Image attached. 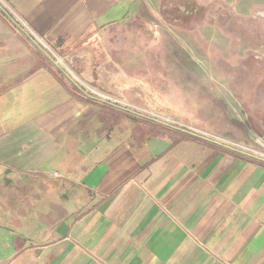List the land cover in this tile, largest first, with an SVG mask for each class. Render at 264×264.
Masks as SVG:
<instances>
[{"label": "crops", "instance_id": "0c3cea01", "mask_svg": "<svg viewBox=\"0 0 264 264\" xmlns=\"http://www.w3.org/2000/svg\"><path fill=\"white\" fill-rule=\"evenodd\" d=\"M141 2L0 6L115 101L93 41ZM118 110L83 98L0 10V264H264V162L148 119L119 132Z\"/></svg>", "mask_w": 264, "mask_h": 264}, {"label": "rangeland", "instance_id": "374dc122", "mask_svg": "<svg viewBox=\"0 0 264 264\" xmlns=\"http://www.w3.org/2000/svg\"><path fill=\"white\" fill-rule=\"evenodd\" d=\"M93 42L115 103L264 155V0H142ZM117 118L119 132L146 121Z\"/></svg>", "mask_w": 264, "mask_h": 264}, {"label": "water", "instance_id": "95a60500", "mask_svg": "<svg viewBox=\"0 0 264 264\" xmlns=\"http://www.w3.org/2000/svg\"><path fill=\"white\" fill-rule=\"evenodd\" d=\"M0 10L13 23H15V25L20 29V31H22L27 36V38L33 42L34 45H36L38 47V49L42 52V54L48 60H50V62L54 65V67L65 76V78L69 81V83L73 86V88L74 89H77L79 92H81L88 99H90V100L93 99V100H96V101H99V102L105 103V104L108 103V104L112 105L113 107H116V108H118L120 110L122 109L124 111H127L128 113H131V114H133L135 116L137 115V116L143 117L145 119H148L150 121L152 120V121H154L156 123H159V124H161V125H163L165 127L167 126L169 128H172V129L177 130V131H180V132L182 131V132H184V133H186V134H188V135H190L192 137L200 138L201 140H203L205 142L213 143L215 145H219V146H221V147H223L225 149L228 148L231 151L236 152V153H238L240 155L242 154V155H245V156H247L249 158L258 159V160H261V161L264 162V158L263 157H260V156H257V155L254 156L251 153H248V152H246V151H244L242 149L241 150L238 149V147H236V146H232L230 144H224V143H222V142H220V141H218L216 139L209 138V137L204 136V135H202V134H200L198 132L195 133V132L189 131V130L183 128V127L176 126V125L171 124V123H169L167 121L165 122V121H163V120H161V119H159L157 117H153V116L150 117V116L144 115V114H142V113H140L138 111H133V110H131V109L125 107V106H122V105L120 106L119 104L115 103L114 101H110V100H107V99H103L102 97H99L98 95H95L92 92L90 93L89 91H87L86 89H84L76 80H74L72 78V76L70 74H68L67 71H65L61 66H59V64L57 63V61L54 60L52 58V56H50V54H48V52H46V50H44L40 45H38L34 41V39L31 36H29L28 33L26 31H24L23 28L18 23H16L15 20H13V18L11 16H9L8 13L1 6H0Z\"/></svg>", "mask_w": 264, "mask_h": 264}, {"label": "trees", "instance_id": "16d2710c", "mask_svg": "<svg viewBox=\"0 0 264 264\" xmlns=\"http://www.w3.org/2000/svg\"><path fill=\"white\" fill-rule=\"evenodd\" d=\"M71 85V84H70ZM72 88H73V86H72ZM74 89V88H73ZM75 91H77L83 98H85L86 100H89V101H91L90 99H88L87 97H85L81 92H79L77 89H75Z\"/></svg>", "mask_w": 264, "mask_h": 264}]
</instances>
